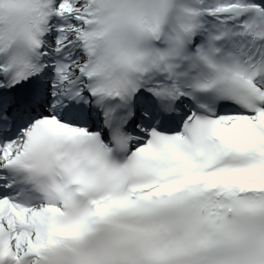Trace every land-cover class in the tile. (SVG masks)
<instances>
[{
    "label": "snow or ice",
    "instance_id": "1",
    "mask_svg": "<svg viewBox=\"0 0 264 264\" xmlns=\"http://www.w3.org/2000/svg\"><path fill=\"white\" fill-rule=\"evenodd\" d=\"M0 264H264V0H0Z\"/></svg>",
    "mask_w": 264,
    "mask_h": 264
}]
</instances>
